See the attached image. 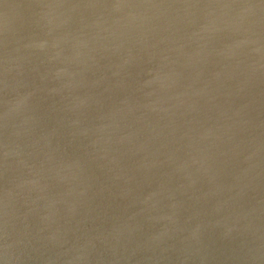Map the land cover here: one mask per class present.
Returning <instances> with one entry per match:
<instances>
[{"label": "water", "instance_id": "1", "mask_svg": "<svg viewBox=\"0 0 264 264\" xmlns=\"http://www.w3.org/2000/svg\"><path fill=\"white\" fill-rule=\"evenodd\" d=\"M0 264H264V0H0Z\"/></svg>", "mask_w": 264, "mask_h": 264}]
</instances>
